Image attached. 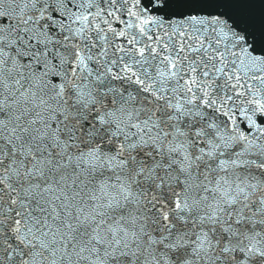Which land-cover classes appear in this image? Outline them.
Here are the masks:
<instances>
[{
    "label": "snow or ice",
    "instance_id": "obj_1",
    "mask_svg": "<svg viewBox=\"0 0 264 264\" xmlns=\"http://www.w3.org/2000/svg\"><path fill=\"white\" fill-rule=\"evenodd\" d=\"M0 264H264V0H0Z\"/></svg>",
    "mask_w": 264,
    "mask_h": 264
}]
</instances>
